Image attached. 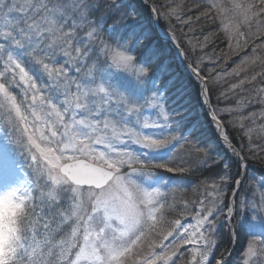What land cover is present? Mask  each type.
<instances>
[{"label": "snow or ice", "instance_id": "1", "mask_svg": "<svg viewBox=\"0 0 264 264\" xmlns=\"http://www.w3.org/2000/svg\"><path fill=\"white\" fill-rule=\"evenodd\" d=\"M181 10L148 0H0V264H264V171L248 172L249 161L264 163V143H252L253 133L264 140V123L240 117L241 129L253 125L249 145L232 143L226 129L237 125L221 114L237 110L212 106L218 80L159 27ZM212 11L230 47L233 38L238 50L240 38L251 45L230 75L264 69V0H211L201 16ZM258 77L250 106L264 105V70L229 91ZM190 80L231 160L216 143L195 142L197 168L216 171L201 182L194 223L182 224L169 217L188 202L167 193L183 181L161 172L188 171L173 153L196 129ZM245 182H255L258 203L247 189L240 196ZM241 235L252 239L232 262L216 238Z\"/></svg>", "mask_w": 264, "mask_h": 264}, {"label": "trees", "instance_id": "2", "mask_svg": "<svg viewBox=\"0 0 264 264\" xmlns=\"http://www.w3.org/2000/svg\"><path fill=\"white\" fill-rule=\"evenodd\" d=\"M211 0H148L149 5H154L155 7L159 8L161 12H166L168 8L175 7V5L180 4L182 5V10L178 13L179 19L181 20L180 26L184 25V30L182 32H179L177 30L178 25L174 24L170 21V19L165 22L163 18L160 19L159 27L161 29H169L177 36H181V39H177L178 43L180 44L181 48H183L189 55L188 59H191V61H197V55L190 53L187 49L190 48L193 41L187 40L186 37H193L195 39H199L200 41L207 38L206 44L210 47H221L223 49V56L220 58L221 60L210 64V67H207L206 65H202L203 68V74H208L211 70L212 77L216 76V71H222L224 75L228 73V71L233 70L237 66V63L244 59L245 56H251V45H249L248 48H244L241 41V48L238 50L236 48V45L238 43V40H235L236 38L232 39V45L229 46V39L228 36L226 37L225 34H223V27L222 29L218 26V23L216 21V16L214 11L209 12L207 16H201V13L208 12V3ZM137 3H139V0H136ZM170 4V7L167 5ZM167 5V7H165ZM142 11L147 15L150 14V8L149 7H143ZM200 17L199 20L196 18ZM218 19V18H217ZM177 26V27H176ZM178 31V32H177ZM179 33V34H178ZM186 33V36H182ZM209 39H211V44H209ZM206 40V39H205ZM190 42V43H189ZM237 42V43H236ZM258 42V41H257ZM173 51V49H172ZM226 55L224 56V54ZM230 57V60L226 61L225 59ZM215 61V59H213ZM221 64H225L226 67H221ZM243 67V66H242ZM226 69V71H225ZM264 69L261 68V66H249L247 68V71L243 72L239 77H234L233 75H226L225 78L222 81H218V84L213 87V90L211 92V100H212V106L218 107V108H231L237 107L238 104H236V100H242V98H248L250 100H253L252 94L249 93L255 92V89L257 88L256 85H260V78H257V81L252 83H245L240 88L231 89L229 85L238 84L239 80L244 79L245 77H250L252 75H255L257 72H260ZM232 72V71H231ZM189 91L192 98V103L194 109H196L199 106V97L198 93L200 92L201 86L195 81L190 80L189 84ZM222 92L227 93V99L221 98L220 102L217 104V97H220V94ZM264 98V97H262ZM264 108V107H263ZM244 113V112H243ZM242 114V113H240ZM239 114V115H240ZM222 115V114H221ZM237 116V114L235 115ZM224 116V119L226 122L229 120H237L239 118ZM241 116H245V114H242ZM222 118V116H221ZM196 121V129L194 133L187 137L188 142H183L181 146L176 147V156H175V166L176 167H185L188 169L187 172L181 174V177H186L189 181L186 186V188L183 187H173L170 188L168 191V197L170 196L169 193L172 191L173 193H176L175 200L177 202L180 201H187L188 207L187 209L184 208H178L176 212H174L169 219L176 220L181 219L185 216V214H188L191 209H193L196 204L198 203L200 199V195L202 193V181L207 180L209 183H211V179L213 178V173L216 171L215 169H212L211 171L208 170H199L197 168L198 159L197 157L194 158L193 154L190 155V152L192 151L193 144L195 142H211L216 141V130L213 124L210 122L209 118L204 114H198L195 111V117ZM227 132L230 138H232V143L236 145V147L239 149L241 145L245 147V149L249 145V141L246 138L245 134L242 133V130L237 127H232L229 125L227 127ZM254 136V135H253ZM253 144H262L264 143V140L255 139ZM218 149V148H217ZM220 151V150H219ZM221 152V151H220ZM174 153V155H175ZM222 153V152H221ZM243 155H247L248 153L245 151L242 153ZM187 156V158H186ZM191 158H189V157ZM225 157L229 160H231V157L228 155H225ZM180 158L185 159L187 162H180ZM189 160V162H188ZM250 168L248 169L249 174L250 173H261V171H264V163H261L258 161H249ZM252 166H257L260 168H257V170L252 169ZM233 172H235L236 165L232 164ZM179 173H176L175 175H179ZM231 194V190L229 191V196ZM183 213V216L181 215ZM246 240V235H241L239 239L234 243H230L227 238H221L218 237V243L219 247L221 245V249L225 251L231 252L230 260L232 259L242 250L243 244ZM178 264H184L183 261H178Z\"/></svg>", "mask_w": 264, "mask_h": 264}, {"label": "rangeland", "instance_id": "3", "mask_svg": "<svg viewBox=\"0 0 264 264\" xmlns=\"http://www.w3.org/2000/svg\"><path fill=\"white\" fill-rule=\"evenodd\" d=\"M211 2V1H210ZM209 2V3H210ZM209 3H208V5H209ZM149 5V4H148ZM169 7H170V4H167ZM215 13V12H214ZM216 16V15H215ZM170 21L171 22H173L174 24H177L178 25V27H177V30L179 31V32H182L183 30H184V25L182 26H180V24H181V20L180 19H177V18H175V17H173V18H170ZM216 21H217V23H218V26L222 29V27H223V25H222V23H221V20L220 19H217L216 18ZM165 30H169L170 32H172L170 29H169V27H168V29H165ZM223 30V29H222ZM177 31V32H178ZM173 33V32H172ZM179 34V33H178ZM223 34H225V32H224V30H223ZM162 35H163V33H162ZM182 36H186V33L184 34V35H182ZM225 36H226V34H225ZM175 37H176V35H175ZM227 37V36H226ZM177 39H181V36L179 37V36H177L176 37V41H177ZM186 39L188 40H191V41H193L192 42V44H191V46H190V48L189 49H187L190 53H192V54H194L195 56L197 55V58H198V60L201 62V64L203 65H206L207 67H210V69H211V66H210V64H212V63H215V62H217V61H219V60H221L220 58H222L223 56H221L222 54H223V49L221 48V47H210V46H208L207 44H206V41L207 40H202V41H200L199 39H195V38H193V37H186ZM235 40H237V39H235ZM241 40H242V38H241ZM178 42V41H177ZM209 44H211L212 42H211V39H209V42H208ZM237 43V42H236ZM201 45L203 46V47H201ZM231 45H232V41H231ZM178 47L182 50V51H184V52H186L183 48H181V46H180V44L178 43ZM187 53V52H186ZM189 55V54H188ZM226 55V53L224 54V56ZM213 59H215V61H213ZM226 61H228V60H230V57H228V58H226L225 59ZM241 61V60H240ZM240 61L237 63V65H240ZM186 62H193V61H191V59H188ZM221 67H226L225 66V64H221ZM236 68V67H235ZM234 69V68H233ZM225 71H226V69H225ZM232 71V70H231ZM231 71H228V73H231ZM217 73H220V75H219V77H217V76H215V78L218 80V81H222L224 78H225V76L226 75H224V73L222 72V71H216V74ZM234 76V75H233ZM234 77H237V76H234ZM201 86V85H200ZM244 86H246V85H244ZM260 85H256V87L258 88ZM229 87H231V85H229ZM250 95L252 94L253 96H252V98L253 99H255V92H252V93H249ZM242 100L244 101V102H242L241 100H236V104H238V106L237 107H233V109H236L237 111H235L234 112V114H233V116H235L236 114H237V116H235V118H239V119H237V120H234V123H236V127L237 128H239V130H240V127H239V124L241 123V121H240V117H242L241 115L242 114H245V116H243V117H246V116H248V114L249 113H257V119H256V124H261V123H264V118H259V113L262 111V110H264V105H261V104H259V103H256L254 106H250V99H248V98H242ZM199 104V103H198ZM246 105H248V106H246ZM221 109H224V108H221ZM195 111H196V113H198V114H202V113H204V109H202L201 108V106H200V104H199V106L195 109ZM244 112V113H243ZM240 113H242V114H240ZM205 114V113H204ZM240 114V115H239ZM222 116V119H224V117H223V115H221ZM232 116V117H233ZM243 122V125H244V128L243 129H241L242 130V133L244 134L245 133V131L249 128V127H253V125H252V122L250 121V120H243L242 121ZM213 124V123H212ZM214 126V125H213ZM215 130H216V128H215ZM217 131V130H216ZM254 135V136H253ZM247 138V137H246ZM248 139V138H247ZM255 139H258V141L260 140V138L255 134V133H253L252 134V142L255 140ZM216 141H217V143L216 142H214V141H211V142H213V143H216L217 144V148H218V151L220 150L224 155H228V156H230V154L229 153H225V151H224V148L219 144V142H218V140H217V134H216ZM249 141V140H248ZM183 142L184 141H181L180 142V144H178L179 146H181V144H183ZM209 142V141H208ZM177 145V146H178ZM191 147H192V150H193V147H194V144H193V146L191 145ZM176 151V150H175ZM175 151H174V153H175ZM174 153H173V159H175V156H176V153H175V155H174ZM191 154H193V156H194V158L196 157L195 156V154L193 153V151H191L190 152ZM190 154V155H191ZM189 157V156H188ZM186 158H187V156H186ZM190 158V157H189ZM191 159V158H190ZM180 162H187V161H185V159H182V158H180V160H179ZM188 162H189V160H188ZM176 173H167V172H161V175L162 176H164V177H166V178H172V180L173 181H176V180H182L183 181V188H186V186H187V184H188V179L186 178V177H181V174H180V176L179 175H175ZM252 173H250V175H251ZM257 175H259L260 173H256ZM247 189V194H248V196H249V198H252L253 197V195L255 194V196H256V202L258 203V197H259V191H258V189H257V187H256V185H255V182H253V187L251 188V189H248V187H247V182H245V185H244V188H242V190H241V192H240V196H244L245 195V190ZM209 191H210V189H209ZM229 191H230V189H229ZM169 199H172L173 197L174 198H176V193H173L172 191L169 193ZM231 197V194H230V196H229V198ZM197 205V204H196ZM195 212H196V206L193 208V209H191L190 211H189V213L188 214H185V216L184 217H182L180 220H181V223L182 224H191V223H194V220L192 219V217H194V215H195ZM157 239H159V237H157ZM171 239V238H170ZM217 240H218V237L216 238ZM250 239H252V237L251 236H246V240H245V242H244V244H243V248H242V250L232 259V262H237V261H241V257H242V253H243V251H244V248H245V245H246V243L248 242V240H250ZM187 247H189V246H185V248H187ZM220 249H221V245H220ZM221 250H223V249H221ZM241 264H242V261H241Z\"/></svg>", "mask_w": 264, "mask_h": 264}]
</instances>
